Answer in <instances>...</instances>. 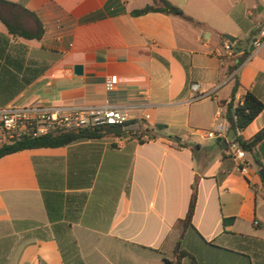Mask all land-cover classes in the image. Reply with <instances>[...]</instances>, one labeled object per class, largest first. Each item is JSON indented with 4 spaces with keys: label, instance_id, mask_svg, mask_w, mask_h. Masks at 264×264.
Masks as SVG:
<instances>
[{
    "label": "crops",
    "instance_id": "crops-1",
    "mask_svg": "<svg viewBox=\"0 0 264 264\" xmlns=\"http://www.w3.org/2000/svg\"><path fill=\"white\" fill-rule=\"evenodd\" d=\"M8 1L35 13L45 32L11 38L25 60L12 88L29 84L0 110L115 107L130 116L131 135L0 158V264H166L178 247L189 254L181 264H264V141L245 151L241 173L231 137L216 135L234 76L236 102L250 92L264 103V47L253 45L264 0H167L197 24L134 14L153 0ZM146 128L159 137L135 138ZM262 129L264 110L238 136Z\"/></svg>",
    "mask_w": 264,
    "mask_h": 264
},
{
    "label": "trees",
    "instance_id": "trees-1",
    "mask_svg": "<svg viewBox=\"0 0 264 264\" xmlns=\"http://www.w3.org/2000/svg\"><path fill=\"white\" fill-rule=\"evenodd\" d=\"M149 12H160L167 15L179 16L191 23H196L192 18L188 17L185 12L171 4L167 0H153V5L146 6L141 11H135V15ZM0 21L5 27L7 34L0 33V109L6 104L12 101L25 89L12 88L14 83L17 82L20 77L18 70L23 66L25 60L13 53L14 47L11 44V38L16 40L27 41H40L44 35L45 28L35 13L27 9L25 6L11 2L8 0H0ZM197 24V23H196ZM225 40V39H224ZM226 41V40H225ZM242 60L231 68L230 73L240 66ZM234 86L231 93L230 101L227 104L226 120L228 125L227 136L231 137L232 142H237L239 146L246 152L254 153V149L258 144L264 141V129H262L251 140L245 141L238 136V131L245 130L264 110V103L253 93H247L242 102H236V94L239 89L240 83L237 76L233 77ZM5 83V84H4ZM162 129V126L158 127ZM106 127H93L84 129H74L69 131H63L56 134H50L41 136L34 139H22L14 141L13 143L3 145L0 147V158L21 152L24 150L40 149V148H58L67 146L79 141L99 139L108 133ZM119 137H130L131 133L125 131L123 134H113ZM149 140L158 138V134L149 128H146L143 132L137 133L136 137L141 142H145L144 138ZM177 142L179 139L176 137H170ZM184 146V145H183ZM256 159V158H255ZM258 170L264 169V164L256 159ZM264 185V182H263ZM198 198V182L193 184V192L186 218L184 219V225H192V219L195 214L196 204ZM232 220H225V228L227 222ZM63 256L66 258V251L61 247ZM76 250L67 251L71 254ZM77 252V251H76ZM189 254L178 247L175 252V257L172 261L166 260V264H181L182 259ZM68 264H72V261H68ZM45 264V263H40Z\"/></svg>",
    "mask_w": 264,
    "mask_h": 264
},
{
    "label": "built area",
    "instance_id": "built-area-1",
    "mask_svg": "<svg viewBox=\"0 0 264 264\" xmlns=\"http://www.w3.org/2000/svg\"><path fill=\"white\" fill-rule=\"evenodd\" d=\"M259 50L264 47V28L260 29V38L253 43ZM226 49L231 50L229 42ZM118 84V77L113 76L107 83V89L112 91ZM198 85L193 86L197 91ZM146 116V119H149ZM130 116L122 109L115 107L91 108H52L45 106H29L21 108H7L0 110V147L22 139H34L45 135L56 134L74 129L93 127H123L129 130ZM228 125L217 130L218 137L226 136ZM239 133V131H238ZM234 158L239 162L238 170L247 173L250 165L244 161L245 151L237 142L231 143Z\"/></svg>",
    "mask_w": 264,
    "mask_h": 264
},
{
    "label": "water",
    "instance_id": "water-1",
    "mask_svg": "<svg viewBox=\"0 0 264 264\" xmlns=\"http://www.w3.org/2000/svg\"><path fill=\"white\" fill-rule=\"evenodd\" d=\"M225 39L228 40L230 43H235V38L230 36V35H224ZM75 72L77 75H81L83 73V67L82 66H76L75 67ZM108 133L111 134H123L124 133V129L123 127L119 126V127H108L106 130ZM218 142H221V139H218ZM260 175L263 179L264 182V169L260 170Z\"/></svg>",
    "mask_w": 264,
    "mask_h": 264
}]
</instances>
